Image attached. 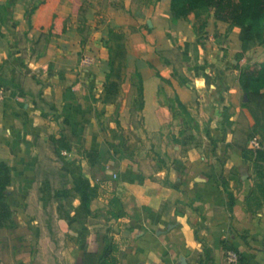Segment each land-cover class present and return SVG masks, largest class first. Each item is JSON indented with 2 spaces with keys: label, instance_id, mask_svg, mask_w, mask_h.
Segmentation results:
<instances>
[{
  "label": "crops",
  "instance_id": "obj_1",
  "mask_svg": "<svg viewBox=\"0 0 264 264\" xmlns=\"http://www.w3.org/2000/svg\"><path fill=\"white\" fill-rule=\"evenodd\" d=\"M4 1L0 0V4ZM39 17L40 10L31 23L32 33L28 35L31 41L39 31ZM194 25V15L173 20L170 0L157 3L151 31L154 37L143 46L152 53L127 65V69L116 67V73L119 70L121 76L118 80L107 79L111 74L107 49L106 52L101 50L104 62L96 65L92 78L86 79L85 73H82L84 78L78 74L74 77V57L66 51L72 47L67 41L70 33L61 37L62 44L58 43L56 48L62 46L57 51L52 45L54 39H51L45 54L24 72L42 83V93L53 103L54 113L46 118L35 108L30 97L19 95L11 81L5 83V99L0 104V162L7 163L12 170L20 169L19 181H34L38 162L35 140L55 142L64 128H70L77 137V144L68 155H80L81 161L68 162V168L60 161L61 166L70 179L69 167H72L90 180L93 212L90 221H94V227L100 225L95 222L100 216L110 220L106 228L108 242L103 241L100 230L89 232L77 244L70 245L64 254L67 262L83 261L86 242H90L92 251H97L99 260L110 242L118 248L117 264H228L230 252L238 255V264H264V201L259 209L249 206L255 176L251 179L243 175L248 165L242 159V151L249 144L253 130L243 109L245 94L238 81L241 71L236 65V58L241 53L239 33L210 16L194 64L192 47L198 38ZM108 26H111L110 34L113 25ZM6 27L16 35L29 31L28 21L20 15H13ZM1 29L4 28L0 24V34H4ZM174 49H179L183 56L180 72L188 83L180 87L174 82L173 87L163 89L156 73L169 80L177 71L168 63L152 69L147 60L156 51ZM18 53L19 57L21 53ZM7 55V48L1 45V65ZM126 70L129 72L124 74ZM135 72L141 74L144 89V108L139 113L142 120L138 129H134L131 122L135 93L130 73ZM111 82L118 85L115 97L106 95V86ZM166 90L177 96L197 117L200 112L208 121L210 130L207 133L210 131L217 141V154L212 153L215 147L207 137L201 139L205 150L202 156L198 155L199 149L187 153L184 142L173 146L176 158L167 153L165 128L168 118L172 120L173 115L161 106ZM112 123L117 126L113 127ZM110 131L114 137L108 139ZM260 134L254 133L253 137L261 139ZM124 135L136 137L139 143L147 138H158V142L147 141V149H139L141 151L133 159H127L113 152V148L125 143ZM153 148L158 151L156 160L152 156ZM106 150H110L115 158L107 163V167H91L84 157L86 151ZM238 168L242 172L239 183L236 173L231 179L225 177ZM111 174L118 176L116 181ZM223 181L231 184L228 191L234 197L233 207ZM113 197L120 198L124 205V216L119 220L108 215V203ZM75 205L80 206V203ZM68 226L71 231H76L71 223ZM56 256L60 258V254Z\"/></svg>",
  "mask_w": 264,
  "mask_h": 264
},
{
  "label": "rangeland",
  "instance_id": "obj_2",
  "mask_svg": "<svg viewBox=\"0 0 264 264\" xmlns=\"http://www.w3.org/2000/svg\"><path fill=\"white\" fill-rule=\"evenodd\" d=\"M41 1L43 0H5L3 4H0L2 5L0 16L1 14H7L6 7L9 3H12V6L9 8L12 16H23L24 21H28L29 23V31L19 35L7 29L8 23L1 25V28H4L1 29L4 34H0V46L3 45L7 48L8 55L2 65L0 64V70L4 63L8 62L11 70L7 75L10 77H16L20 73L24 74L33 61L40 59H34L31 51L33 43L40 33L38 31L32 41L28 35L32 33L31 23L33 17L38 12L37 7ZM157 3V0H60L56 15L67 20V33H70L67 41L70 44L69 46L72 45V47L66 51L74 57L72 62L76 68H74L73 76L75 77L78 74L80 78H84L82 73H85L86 79L92 78L96 65H102L101 63L104 62L101 50H108V47H111V53L109 50L107 52V56L109 54L108 60L113 61L117 68L124 67L127 69V65L135 64L140 57L150 55L152 50L147 51L148 48L144 50L143 46H147L149 41L154 37L151 31H153V17ZM109 21L112 23H109ZM108 24L113 25V40L110 34H108L111 27ZM61 37L52 38L54 39L52 45L55 51L61 49L62 45H59L60 48H56L58 43L62 44ZM20 41L21 44L18 43ZM75 42L76 44H74ZM97 42L99 43L97 44ZM174 50L179 51V49ZM17 51L21 53L19 57L17 56L19 54ZM105 52L104 56L106 55ZM159 52L163 51H156L153 57L147 60V64ZM176 56L177 54L173 53L168 57L170 60H176ZM86 59L92 60V65H86ZM236 61V65L241 71L251 67L260 68L264 64V49L257 47L242 57H237ZM182 63L184 64L183 61ZM193 63H197V60L193 61ZM232 66L234 67L235 64ZM171 67L173 66L171 65ZM127 72L129 71L126 70L124 74ZM130 75L132 78L134 74L130 73ZM112 78L118 80L117 76H113ZM133 80L134 82L136 81L135 79ZM0 88L4 89V91L7 90V86L5 85L0 86ZM168 91L163 92L161 101V106L166 108L169 114L173 115L172 120L170 117L168 118L165 128V132L168 134V140H166L167 153L170 154L171 158H176L173 146L177 144L175 138L178 137L180 144L182 142L185 143L183 147L186 148L187 153L193 149H199L198 155L202 156L205 154L204 142L202 140L207 137L215 147L212 153L217 154V141L211 136L210 131L207 133V130H210L208 121L202 118L200 112L197 117V114L189 110L188 106L183 103V106L179 105V98ZM113 123V127L117 126ZM106 125L109 127V123ZM210 126L212 127L213 125ZM253 134L251 133L249 136L251 139L245 148L252 149L251 141L256 139L260 149H264L262 134H260L261 139L253 137ZM113 137L114 135L111 131L109 134L107 133L108 139ZM124 138L126 139L125 143L120 146L118 145V148H113V152L115 155H122L121 157L127 159H133V156L139 151L147 149L149 147L147 141L154 142L153 144L158 142V138L143 139L142 143H139L137 138L131 135H124ZM191 138L200 139L193 141ZM151 152L152 156L154 155V160H156L155 158L158 155L157 149L153 148ZM160 154H162L161 151ZM78 156L70 157V154L68 155L67 152H61L60 161L64 162L65 167L68 168V162H73L75 159L76 161H81V156ZM69 171L72 174V178L70 179L68 188L78 190L79 179L83 174L81 171L79 173L77 168L74 170L72 167H69ZM107 171L111 170L108 169ZM235 171H230L225 177L231 179L233 174L236 173V182L239 183L242 172L239 168ZM12 172L13 183L8 190L11 196L10 205L13 217L15 222L18 223L19 228L5 236H2L0 233V264H51L48 260V256L51 253L54 256L60 254V258H57L58 264H84L81 260L74 263L67 262V257L64 254L68 252L71 244H77L78 240L82 239L83 236L85 237L89 232L96 230H100L103 241L108 242V230L106 228L110 220L106 216H100L97 220L95 219V222L98 221L100 225L94 227V221H90L93 220L91 219L93 217L88 216L81 206L75 205L79 202L78 200L71 208L65 204L57 203L54 201V192L51 190V187L37 181L35 175L34 181L25 180L21 182L19 181L21 178L20 169L15 168ZM111 175L112 179L116 181L118 176ZM243 175L250 176L249 178L252 179V176H255L253 167H249L248 165ZM223 183L225 182L223 181ZM228 185L231 184L228 183ZM79 207L81 208L79 209ZM70 223L71 226H75L76 231L72 230L75 233V237H70L71 235H68L66 232V228L69 227ZM80 235L81 237H79Z\"/></svg>",
  "mask_w": 264,
  "mask_h": 264
},
{
  "label": "trees",
  "instance_id": "obj_3",
  "mask_svg": "<svg viewBox=\"0 0 264 264\" xmlns=\"http://www.w3.org/2000/svg\"><path fill=\"white\" fill-rule=\"evenodd\" d=\"M163 0H157L161 2ZM171 13L173 20L187 19L189 16H195V32L197 41L192 47L194 61L198 60L200 48L203 43L202 32L207 25V19L210 16L218 22L227 23L231 30L236 29L239 33V42L241 44V53L238 57L253 51L260 47L264 49V0H170ZM60 0H43L40 2L37 10H40L39 37L33 43L32 54L34 59L41 58L47 49L52 38H59L68 31V24L65 18L56 15L57 6ZM12 3L6 7L7 14L0 16V24H7L12 19V13L9 8ZM2 8V5H0ZM114 33L110 32L113 40ZM111 53V47H108ZM176 53V60H170L169 55ZM183 56L180 51L170 50L159 52L154 59L148 61L152 69H157L160 65L168 63L173 66L177 74L172 79L163 78L159 72L156 73L161 80V88L166 86L173 87L176 82L180 87L188 83L187 78L180 72L183 66ZM111 74L108 80L113 76H119V70L116 73V66L113 61H109ZM120 69V68H118ZM11 70L8 62H5L0 70V84L5 85L11 81L16 86L19 95L28 96L33 100L35 108L41 112L43 117H48L54 113L53 103L49 97L42 93V83L25 74H17L16 77L8 76ZM135 100L131 111V121L134 129L140 126L141 118L139 113L144 108V89L143 79L139 72H135L133 77ZM239 85L247 95L248 101L243 104V109L251 123L253 133H262L264 135V64L260 68L251 67L243 70L239 74ZM255 86V87H254ZM107 96L118 95V85L111 82L106 86ZM178 104L183 106L178 99ZM177 143L180 144L179 140ZM77 144V137L68 127L64 128L60 137L55 142H43L35 140L37 147V166L35 176L37 181L43 182L51 187L54 192V201L65 204L71 208L78 200L88 216H93L91 210V183L90 180L81 176L79 179V188L74 190L69 187L70 178L68 172L62 168L60 163L61 152L70 153ZM84 157L88 160L91 167L105 166L109 161L114 160L110 150L106 151H86ZM242 158L245 164L253 167L255 172L254 188L249 198V206L259 209L264 201V149L252 150L245 148L242 151ZM160 163L164 160L160 158ZM158 164V163H157ZM142 173V172H141ZM142 175H144L142 173ZM13 183L12 168L4 162H0V233L2 236L10 234L19 228L13 217V211L10 205L9 188ZM225 191L229 196L230 206H234V197L228 191L227 183H223ZM108 215L119 220L124 216V205L120 198L113 197L108 203ZM70 237H75L70 229L66 228ZM90 242L84 246V264H117L118 248L113 243L103 250L97 258V251L90 249ZM56 247V245H55ZM57 256L52 253L48 256L51 264H58Z\"/></svg>",
  "mask_w": 264,
  "mask_h": 264
},
{
  "label": "built area",
  "instance_id": "obj_4",
  "mask_svg": "<svg viewBox=\"0 0 264 264\" xmlns=\"http://www.w3.org/2000/svg\"><path fill=\"white\" fill-rule=\"evenodd\" d=\"M86 65H92V60L86 59L85 61ZM5 99V91L4 89L0 88V104L4 101ZM251 146L252 149H260L259 143L256 139L251 141ZM227 262L228 264H238L239 263V257L235 252H230L228 253L227 256Z\"/></svg>",
  "mask_w": 264,
  "mask_h": 264
},
{
  "label": "water",
  "instance_id": "obj_5",
  "mask_svg": "<svg viewBox=\"0 0 264 264\" xmlns=\"http://www.w3.org/2000/svg\"><path fill=\"white\" fill-rule=\"evenodd\" d=\"M248 101V99H247V95H246V97H245V102H247Z\"/></svg>",
  "mask_w": 264,
  "mask_h": 264
}]
</instances>
